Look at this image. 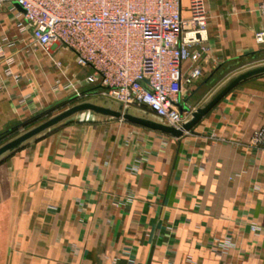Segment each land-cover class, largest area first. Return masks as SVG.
Segmentation results:
<instances>
[{"label": "crops", "instance_id": "1", "mask_svg": "<svg viewBox=\"0 0 264 264\" xmlns=\"http://www.w3.org/2000/svg\"><path fill=\"white\" fill-rule=\"evenodd\" d=\"M206 6L198 91L223 67L234 73L264 55L254 39L264 0ZM14 8L0 11V46L22 81L6 78L0 59V144L70 102L65 86L75 80L53 64L64 48L24 50ZM263 125L264 75L231 90L179 139L110 121L70 123L29 144L0 163V264H264V160L248 147ZM225 239L232 247L219 256L210 247Z\"/></svg>", "mask_w": 264, "mask_h": 264}, {"label": "built area", "instance_id": "2", "mask_svg": "<svg viewBox=\"0 0 264 264\" xmlns=\"http://www.w3.org/2000/svg\"><path fill=\"white\" fill-rule=\"evenodd\" d=\"M14 4L23 10L16 14V28L28 36L26 52L51 54L59 46L72 53L77 67L88 70L85 93L71 82L65 86L73 90L72 99L107 98L175 128L189 119L194 109L187 91L202 77L209 51L206 0H186V6L182 0H0V11L5 5L15 11ZM254 39L264 45V31ZM5 45L10 47L4 40ZM0 59L7 65L4 76L19 84L22 77L12 71L14 61L5 57L3 46ZM53 64L62 68L58 61ZM15 99L18 105L25 102L22 96ZM248 147L264 160V125L252 132ZM250 231L260 229L253 225ZM231 247L225 239L210 248L220 256Z\"/></svg>", "mask_w": 264, "mask_h": 264}, {"label": "water", "instance_id": "3", "mask_svg": "<svg viewBox=\"0 0 264 264\" xmlns=\"http://www.w3.org/2000/svg\"><path fill=\"white\" fill-rule=\"evenodd\" d=\"M14 5L18 10L23 12L18 4ZM263 75L264 62L230 74L214 88L204 101L191 113L189 119L182 123L180 128H175L162 119L143 110L124 107L107 98L91 97L79 100L70 107L43 119L32 127L20 131L0 144V163L15 152L70 123L122 121L170 138L179 139L184 134L189 133L231 90L248 80Z\"/></svg>", "mask_w": 264, "mask_h": 264}, {"label": "rangeland", "instance_id": "4", "mask_svg": "<svg viewBox=\"0 0 264 264\" xmlns=\"http://www.w3.org/2000/svg\"><path fill=\"white\" fill-rule=\"evenodd\" d=\"M183 5H186V0H182ZM44 54V56H49L47 55V53H42ZM50 54V53H49ZM52 60L53 61H58L61 63L62 65V69L65 70L67 69L68 73L70 75H72L74 77V82H73V87L75 91H78L79 93H85L88 90V87L85 86L84 83V78H85V74L83 72H81V68L77 67L74 63V56L72 55V53L68 50L60 52V51H54L51 55ZM264 62V55L259 57V58H252L251 60L248 61H243L242 63L238 64L236 67H243V68H247L256 64H260ZM231 68H226L223 67L222 69H220L219 71H217L216 73L214 72L212 78L209 80V84L203 88H201L200 91H198L197 88H199L201 86V81L196 84L194 87L189 88V90L187 91L190 94V107L192 109H196L203 101L204 99L214 90V88L219 85V83H221V81H223L227 76H229L230 74H232L233 69H236L232 66H230ZM242 68V69H243ZM77 100L76 99H72L70 102L62 105V106H57L54 107L52 110H49L45 116H43L44 119L50 117L51 115H54L68 107H70L71 105H73L74 103H76ZM41 118V119H43Z\"/></svg>", "mask_w": 264, "mask_h": 264}]
</instances>
